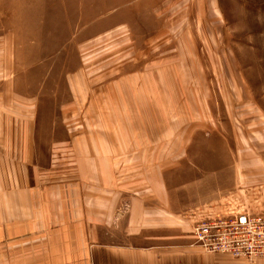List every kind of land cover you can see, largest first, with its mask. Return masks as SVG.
<instances>
[{
    "label": "rangeland",
    "instance_id": "1",
    "mask_svg": "<svg viewBox=\"0 0 264 264\" xmlns=\"http://www.w3.org/2000/svg\"><path fill=\"white\" fill-rule=\"evenodd\" d=\"M179 52L187 58L176 65ZM168 60L171 74H188L185 84L163 82ZM154 69L155 79L137 87L142 94L134 114L102 113L106 90L112 110L133 106L137 78L131 74ZM4 75L12 90L5 108L10 153H25L30 184L37 175L71 179L99 157H154L152 173L164 170V195L144 169L116 168L119 182L140 177L142 200L171 215L156 218L135 244L184 242L181 234L209 252L233 256L204 246L197 226L240 214L264 218V0H0ZM180 84L182 112L169 105L168 112L157 111L159 89ZM152 89L157 103L144 110ZM174 97L164 98L173 105ZM121 129L135 132L128 149L117 137Z\"/></svg>",
    "mask_w": 264,
    "mask_h": 264
},
{
    "label": "crops",
    "instance_id": "2",
    "mask_svg": "<svg viewBox=\"0 0 264 264\" xmlns=\"http://www.w3.org/2000/svg\"><path fill=\"white\" fill-rule=\"evenodd\" d=\"M201 7L200 5L199 9ZM215 7L214 2L210 4L212 12ZM213 13L216 14L215 11ZM182 33L186 34V30ZM210 46H215V42H210ZM186 58V53L182 52L181 55L179 52L178 60H174V63L176 65L182 63L181 59L186 62ZM194 60L197 61L196 57ZM162 65L166 74L161 75L163 82L166 79L170 81L169 83L177 81L186 83L188 77L186 72L171 74L170 60L163 61ZM181 68L182 66L179 67ZM155 71L152 70L147 76L138 75L139 70L131 74L133 78H137L134 87L136 92L132 91L134 95L131 97L133 106L117 105L112 110L110 102L113 98L109 96L111 92L106 90L103 94L105 101L102 113H117L120 108L126 114H134L135 110L140 108L139 98L142 94V88L137 87L140 81H153ZM4 78L7 80L5 81ZM1 82L0 264H264V257L252 263L246 258L209 252L187 242L186 235L181 234L178 238L185 239L184 242L135 244L133 241L143 231L152 228L156 218L162 221L170 214L166 212L167 208L162 207L160 210L161 208L155 203L142 200L141 197L146 193L143 190L145 187L139 189L140 177H134L129 182H119L116 168L121 173L129 171L131 174H137L144 169L145 178L152 181L155 177L159 182L158 191L164 195L166 194L162 189L164 186L166 190L164 170L161 171V175L152 173L153 166H156L154 157H99L97 160L87 161L88 168L86 165L82 166L79 177L75 175L71 179L41 181L39 178L45 175H37L36 184H30L27 180L30 174L25 153L24 157H21V153L14 155L10 153L12 125L5 108L10 105L11 82L5 75L0 76V84ZM6 86L7 89L4 88ZM170 88H162V91L159 89L160 102L157 111L166 113L169 111V105L170 108H178V111L182 112L180 98L185 88L182 84L178 85V90ZM15 91L13 94L23 97ZM146 94L149 101L144 110L149 111V108L151 110L157 102L153 98V89L152 93L151 90H147ZM170 95L175 96L173 105L164 98L171 97ZM184 96L185 93L182 97ZM127 133L128 135L121 129L117 134V137L119 135L125 142L124 149H128L131 145L126 143L129 134L133 135L135 132L130 130ZM141 133L143 132L137 129L135 136L138 137V142L142 141ZM99 137L101 139V136ZM25 151L26 142H24ZM156 158V162L161 161V158L162 161L165 160V157ZM37 165L40 167V164ZM124 199L127 200L128 208L122 213ZM167 199L169 203V198ZM119 231L121 234L115 235L119 234Z\"/></svg>",
    "mask_w": 264,
    "mask_h": 264
},
{
    "label": "built area",
    "instance_id": "3",
    "mask_svg": "<svg viewBox=\"0 0 264 264\" xmlns=\"http://www.w3.org/2000/svg\"><path fill=\"white\" fill-rule=\"evenodd\" d=\"M208 230H214L210 238L207 237ZM197 232L198 240L203 241L204 246L212 245L213 252L229 253L234 257L246 258L252 263L264 257L263 217L240 214L231 222L221 220L197 226Z\"/></svg>",
    "mask_w": 264,
    "mask_h": 264
}]
</instances>
